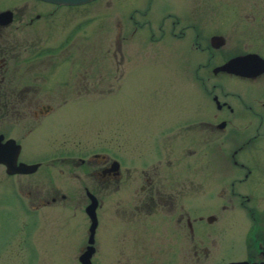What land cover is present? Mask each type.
<instances>
[{"label":"flooded vegetation","instance_id":"flooded-vegetation-1","mask_svg":"<svg viewBox=\"0 0 264 264\" xmlns=\"http://www.w3.org/2000/svg\"><path fill=\"white\" fill-rule=\"evenodd\" d=\"M168 5L1 2L0 264H264V70L201 62L177 114L121 150L94 141L85 106L121 86L131 39L209 49L206 0Z\"/></svg>","mask_w":264,"mask_h":264},{"label":"rangeland","instance_id":"rangeland-1","mask_svg":"<svg viewBox=\"0 0 264 264\" xmlns=\"http://www.w3.org/2000/svg\"><path fill=\"white\" fill-rule=\"evenodd\" d=\"M149 1L151 8L147 6ZM169 7L168 0H126L122 10H125V18L130 19L129 15L135 9L150 8L152 19H156ZM140 11L133 17L144 21L147 16L140 15ZM202 17L206 22V44L209 46L204 53L189 39L145 38L141 42L134 39L128 42V50L134 54H129L127 65H122L126 70L121 86L110 91L104 100H97L104 95L95 92L96 100L85 106L94 122L96 144L121 150L122 140L128 144V140L136 139L140 131L145 132L142 128L153 120L178 113L179 107L186 102L188 85L195 82L194 74L199 63H206L210 68L208 72L212 73L211 68L229 55L245 51L251 45H259V41L264 44V0H206ZM214 33L222 34L226 40L218 48L211 46L209 41ZM111 63L113 67V60ZM191 98L190 103L195 97ZM110 200L113 203L115 199ZM112 208H101L100 214H112ZM58 209L52 207V211ZM72 211L85 214L82 202ZM234 253H238L237 249Z\"/></svg>","mask_w":264,"mask_h":264},{"label":"water","instance_id":"water-1","mask_svg":"<svg viewBox=\"0 0 264 264\" xmlns=\"http://www.w3.org/2000/svg\"><path fill=\"white\" fill-rule=\"evenodd\" d=\"M55 2H69L78 3L85 2L88 0H50ZM225 38L221 34H215L211 36V43L215 47H219L224 44ZM226 70L228 72H235L242 75H255L264 70V57L258 53H241L231 56L223 63L216 65L214 71ZM94 203H90L87 207V212L89 214H94Z\"/></svg>","mask_w":264,"mask_h":264}]
</instances>
